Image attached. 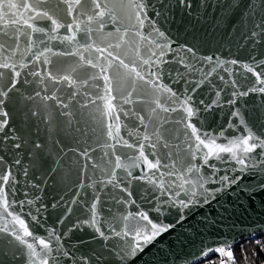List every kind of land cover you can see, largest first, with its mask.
Masks as SVG:
<instances>
[{
  "label": "water",
  "instance_id": "water-1",
  "mask_svg": "<svg viewBox=\"0 0 264 264\" xmlns=\"http://www.w3.org/2000/svg\"><path fill=\"white\" fill-rule=\"evenodd\" d=\"M12 2L19 4L20 0ZM28 2L35 4V0ZM145 2L148 19L143 27L138 24L135 9L130 6L129 0H100L101 7L107 6L106 14L102 19H93L91 22L87 21V16L94 15L91 0H82L79 6L75 5V0H69L74 5L71 14L68 12V4L63 0H43L37 5L38 12L47 11L61 23H71L73 17H76L82 28L92 29L90 40L84 38L83 32L77 33V43L59 38L50 40L48 30L52 25L47 19L29 21L44 28L43 33H33L22 22L17 25L7 23L8 17L0 20V44L4 45L0 56L11 55L10 50L18 45L19 51L13 59L19 61L21 54L30 45L32 47L31 52L23 55L28 68L20 69L17 65L22 79L28 83H18L17 90L9 93L4 105L9 123L0 132V156L4 158L0 171L10 168L15 177L14 183L4 186L10 204L8 212L20 215L35 237L50 241L53 251L48 256L49 264H84L82 257L87 258V264H198L206 258L200 255L206 247L228 248L222 243L224 240L233 242L231 247H234L264 234V195L249 200L234 187L217 193L208 203L199 198L200 203L186 210L182 221L176 209L168 208L167 205L163 206L166 209L163 216L152 211L156 207V198L162 202L172 197L174 192L180 191L176 187L182 182L178 178L180 174H183L184 179L195 181L200 175L205 178L212 176L214 171L208 166H203L199 174L186 171L192 163L202 165L199 155L193 161L189 154L188 145L194 143V138H189L190 129H185L186 113L180 107L186 90L192 95L193 106L200 109L198 115L191 118V122L201 132L218 137V144H225L227 140L246 134L245 125L256 136L264 139V93L257 91L249 92L247 96H233L234 92L261 86L256 83L255 76L242 65L251 64L256 71L264 73V35L251 36L253 31H259L254 26L264 19V0ZM13 13L16 19H20L19 13H24L25 19L36 15L23 8L13 9L9 16ZM100 23L105 25L103 29H100ZM154 27L164 32L167 40L159 38L153 31ZM53 35L63 37L71 33L62 28ZM141 35L145 38L141 39ZM169 41L171 50L163 47ZM85 43L93 46L85 50L81 47ZM117 44L118 48L115 47ZM156 44L162 47H156ZM45 48H51L53 53L76 50L78 54L48 53L51 64H43V57L41 61L33 62V54ZM96 48L107 51L101 55ZM188 48L193 49L196 58L187 52ZM108 52L112 53L111 57H108ZM81 54L84 60H81ZM117 56L126 64L135 65L145 80L137 79L134 73L130 74L129 69L115 60ZM208 56L213 57L211 63L202 59ZM149 57L151 63L145 65L143 61ZM181 58L192 66L191 69L180 62ZM217 58L226 62L236 60L238 63H225L218 67ZM88 59L101 66L112 60V67L102 74L99 67L92 68L85 63ZM158 60L163 63L157 65ZM158 67L162 72L157 83L168 85L179 99H169L168 93L145 82L155 79L148 73L156 72ZM214 67L216 71L192 93L195 83L204 79ZM225 68L230 71H225ZM73 69H76L75 72ZM0 71L6 74L5 79L0 81V85H3L7 83L10 74L7 70ZM35 71L42 73L44 84L39 82L40 77L29 74ZM46 71L56 76L70 75L77 80V84L69 86L63 81L49 80ZM104 74L112 78L111 95L115 97L112 103L116 105L112 115L105 112L104 101L98 99L105 95ZM84 80H88V83L84 84ZM129 92L133 93L130 97L132 103H124L125 99H129ZM217 93L219 102L213 104L217 100ZM53 94L55 99L46 98ZM157 99L165 107L176 110L165 112L157 108L153 112ZM233 99L235 104L228 103ZM65 104L67 107L63 106ZM207 105L212 107L205 110ZM237 110L240 115L234 116ZM116 116L119 118L116 119ZM138 116L144 117L143 124ZM241 117L244 124L240 123ZM109 126L114 135L118 127L119 137L129 143L140 142L138 135L142 139L145 133L152 137V143H156V157L168 165L167 169L161 171L174 173L163 178L167 192L161 194V190L147 180L136 179L128 183L131 177H127L124 169L115 168V156H120L122 162L128 163L127 157L136 152L109 137ZM157 129L162 137L158 143L155 135ZM185 132L189 135L186 136ZM221 132L223 136H220ZM17 144L19 148L15 146ZM108 145L115 146V155ZM84 151L88 152L90 159L82 155ZM253 155L255 160L249 163H255L257 166L252 171L259 173L264 167L261 163L264 161V152L257 149ZM149 159L154 157L150 155ZM210 163L219 169L216 176H212L213 181L221 175H232L231 169L239 167L230 159H212ZM113 170L120 184L131 191V197L121 187L103 183ZM130 170L134 177L148 174L143 164L140 168ZM156 179H160L159 173ZM93 182H96L95 188L89 186ZM205 187L213 190L220 185L210 182ZM97 195L99 203L94 210L97 224L93 226L84 222L91 221L93 217L91 205ZM121 198L124 201L135 200V204L123 203ZM180 198L187 199L183 192H180ZM13 200L15 204H12ZM21 201L25 203L21 204ZM138 208L148 211L155 222L163 220L174 227L158 236L135 257L121 261L116 253L126 248L131 236H117L115 233L124 230L123 216L128 212L135 213ZM0 213V228L5 225L8 227L7 232L0 231V264H39L36 257L29 258L27 247L11 235L13 228L22 235L20 226L11 222L12 216L4 212L2 206ZM127 224L128 229L132 230L135 221L129 219ZM96 227L104 232V237L100 236ZM49 231L54 232L53 237H49ZM55 236L60 237L59 243ZM26 239L38 245V241H33L31 237ZM64 252L69 255L65 256Z\"/></svg>",
  "mask_w": 264,
  "mask_h": 264
},
{
  "label": "snow or ice",
  "instance_id": "snow-or-ice-1",
  "mask_svg": "<svg viewBox=\"0 0 264 264\" xmlns=\"http://www.w3.org/2000/svg\"><path fill=\"white\" fill-rule=\"evenodd\" d=\"M43 0H35V4L28 2V0H20V3H14L12 0H0V20H4L5 17H8L7 23H11L13 25L20 24L21 22L28 26V28L31 29L33 33L45 32V29L42 27H37L35 24L29 23L30 20L33 19H47L51 22L52 27L48 30V36L50 40H56L61 39L62 41H72L73 43H77V33L83 32L84 38L90 40L91 39V33L92 29L89 27H81V22L76 18L73 17V20L71 23L65 24L61 23L58 19L54 17V15H50L49 12H38L37 11V5H39ZM65 4H68V12L71 14L74 11V5L69 3V0H63ZM93 6H94V15L87 16V21L91 22L93 19L100 20L105 16V9L106 5L104 7H101L100 0H91ZM130 6L135 9L136 19L140 27H143L144 22L147 17V4L145 0H129ZM184 0H181V3H183ZM82 4V0H75V5L79 6ZM23 8L27 12H34L35 16H29L27 19L24 18V13H19L20 19L15 18V13H13L11 16H9V13L12 12L13 9H19ZM96 9H99V11H95ZM7 10V11H6ZM159 15V13H157ZM113 22H115V18L113 17ZM150 24H155L154 21H149ZM100 29H103L105 25L103 23H100L99 25ZM259 31H253L251 33L252 37H257L258 35H264V19L261 20L260 23L256 24L254 26ZM62 28H66L71 35H65L63 37H58L57 35H53V33H58V31ZM119 29H117L118 31ZM153 31L156 33V35L159 38H164L167 40V37H165V33L160 31L159 28L154 27ZM151 35V33L149 34ZM145 37L141 35V39H144ZM150 43H155V41H150ZM171 42L169 41L167 44L163 45L165 48H170ZM92 44L85 43L81 45V47L85 48L87 50L88 48L92 47ZM109 47H112V45H109ZM115 47H119V44H117ZM156 47H162L159 44H156ZM4 50V45L0 44V53H2ZM11 55L8 56H0V69L7 70V72L10 74L7 83L0 85V132L4 131L5 127L8 126V112L4 110V105L6 100L9 97V93L13 92L14 90H17V84L18 83H28L27 80L22 79V73L21 71L17 70V65L19 64L20 69L28 68V64L24 62L23 55H26L28 52L32 51L31 45L26 49L25 53L21 54V58L19 61L14 60L13 58L16 57L17 52L19 51V46L17 45L16 48L11 49ZM96 51L101 53V55L104 54L106 49H100L96 48ZM188 53H191L193 58H196V54L193 52V49L188 48ZM48 53H52V55H76L78 52L76 50H73L72 52H52L51 48H45L43 51L37 52L33 54V62H39L41 61V57H43V64L48 65L51 64L52 61L47 55ZM154 55V53H153ZM161 55H163V52H161ZM112 53L108 52V57H111ZM81 60H84L83 55H80ZM99 59V58H98ZM207 60L209 63L213 61V57L208 56L206 58H202ZM115 60L119 61V64L123 66L125 69L130 70V74L134 73L135 77L140 80H145V76L141 74L140 71H138L135 67V65H128L124 62V60L120 59L119 56L115 57ZM181 63L185 64V67L191 69V65L187 64V62L181 58ZM87 65H90L92 68H100L101 73H106L109 68L112 67V60H108V63L104 66L99 65L98 63H93L91 59H88L85 61ZM143 63L145 65H149L151 63V57L149 59L144 60ZM163 63V61L158 60L157 65ZM225 63H230L232 65H236L238 61L232 60L230 62H226L223 60H220L217 58L216 65L218 67H222ZM264 63V62H262ZM242 67L249 73H252L256 78V83L261 85L259 88L253 87L247 91L244 92H234L233 96H247L249 92H260L264 93V73L256 71V68L251 64H243ZM76 69H73L72 71L75 72ZM225 71H230L228 68L224 69ZM216 68H212L211 72L207 73L204 77V79L199 80L195 83V86L192 87L191 91L192 93H195V91L205 83V80H207V77L212 74V72H215ZM161 72L162 70L157 68L156 72H149L148 74L155 77L154 80H146L145 82L152 85L154 88L162 90L163 92H166L169 94V99L177 97V93L174 92L168 85H165L163 83H157V81L161 78ZM33 77H40L39 82L41 84H44V78L42 76V73L40 71H35L29 73ZM46 77L49 80H52L54 82L63 81L66 82L69 86H75L77 84V80L73 79L70 75H63V76H56L53 75L51 71H46ZM5 71H0V81H3L5 79ZM97 77H89V79H96ZM111 76L104 74L103 80L105 81V95L102 97H98V99H101L104 101V108L105 112L108 115H112L116 109V105L112 103V101L115 99L114 96L111 95L112 88H111ZM220 79H223V77H220ZM84 84L88 83V80L83 81ZM135 83V81H133ZM190 83V82H189ZM233 84H235V81H232ZM134 91V89H133ZM132 92H129L128 96L129 99H125L124 103H132V100L130 97L132 96ZM37 96L40 95L39 92L36 93ZM75 93H73V96ZM48 99H55V94H53L52 97H46ZM219 102V93H217V100L213 101V104H217ZM235 100H230L228 103L235 104ZM193 99L192 95L188 94L187 90L184 93V98L180 103V107L183 109V111L186 113L185 120L187 121L185 123V129H190V136L189 138H194V143H190L188 145L189 154L191 157V160L195 161L197 159V156L199 155L200 159L202 160V165H197L195 163H192L190 167L186 169L188 173L196 172L201 173L203 166H208L212 169H214L212 176H216V173L219 172V169L216 168L215 164L210 163L212 159H215L217 161H225V160H234L236 165L239 167H233L231 169L232 175H221L216 179L215 181L212 180V176L205 178L203 175L199 176L198 180H189L184 179L183 174L179 175V179L182 181L180 184L176 185L180 189V191L174 192V195L170 197L169 199L165 201H160L159 198H156V207L152 209V211H155L160 216L165 215L166 209L163 207L164 205H167L168 208H174L176 209L177 213H179V220H183L184 212L186 210H190L191 207L194 205L200 203L199 198H203L204 203H208L210 198H215V195L221 191H224L226 189L235 188V190L239 193L247 197V199L252 200L254 197L262 196L264 195V167L261 168L259 173H255L252 171V169L256 168L255 163H249V161H254L255 156L253 154L257 153V149H260L262 152H264V139H261L259 136H256L250 128H246V134L239 135L234 137L233 139L227 140V143L225 144H218L216 140L218 137L211 136L206 132H201L200 129L197 128L196 124H193L191 122V118L194 116H197L200 109L193 106ZM201 104H203V101H200ZM156 108H153L152 111L156 112V109L159 108L165 112L167 111H175V108L169 109L162 105L160 101L157 99L155 101ZM64 107H67V105H63ZM212 105H207L205 107V110L211 108ZM125 115H128V113H125ZM234 116L240 115L239 111L233 113ZM119 117L116 116V119ZM138 119L141 121V123H144V117L138 116ZM240 123L244 124V120L241 117ZM231 127V125H230ZM119 128L116 129V134H113V131L111 130V126H109L108 135L109 137H112L116 140L117 144L122 143L124 146H126L129 149H134L136 154L130 157H127L128 163H124L121 160V157L116 155L115 156V168L117 169H124L127 173V177H131V180L128 181L129 184H131L132 180H147L149 184H152L155 186V188L161 190V194L168 191V188H166V184L164 181L165 175H174V173H166L164 171H161V169H167L168 165L163 164L160 158L156 157L155 149H156V143H152V137L145 133L141 137L138 135L137 139L138 143H129L127 140H123L122 137H119ZM131 135V134H130ZM155 135L157 136V143L162 139V137L159 134V130L157 129ZM185 135H189L188 132H185ZM220 136H223V132L220 133ZM17 148L20 147L19 144L15 145ZM167 147V145H164ZM107 147L113 149V155H115L114 152V145H108ZM227 154V156L223 155ZM83 156L88 157V152L84 151L82 153ZM153 156L154 159H149V156ZM90 159V157H88ZM16 163L18 164L19 161L17 160ZM264 164V161L261 162ZM4 164V158L0 156V165ZM141 164L146 165L148 174L141 175L139 177H134L132 174V171L130 169L133 168H140ZM159 173L160 179H156V175ZM15 177L12 174V171L10 168H8L6 171H0V206L4 209V212H7L9 216H12V223L18 224L20 228L23 231V234L21 235L19 232L13 228L11 235L15 237L17 241L21 245H24L28 249V255L31 259L32 257H36L39 260V264H49L48 262V256L53 251V248L51 246V243L49 240H46L44 238L35 237L33 235V232L29 230L28 225L25 223V221L21 218L20 215H14L12 212H8V208L10 207L9 201L7 199V192H5V187L10 184V182L14 183ZM214 182L216 184H219L220 187L215 188L213 190H209L205 187V184ZM95 183L89 185L90 187L95 188ZM107 184H112L114 187H121V190L125 193H127L128 197L132 196L131 191H129L128 187H124L120 184V182L116 179V172L113 170L109 174V178L107 181L103 182ZM186 185H190L191 187H185ZM180 192H183L185 197L187 199H181L180 198ZM121 202L123 203H130L135 204V200H128L124 201L123 198H121ZM16 202L13 200L12 204H15ZM21 204H24V201L20 202ZM27 203H32V201H27ZM99 203V195L96 196L95 202L91 205V209L93 210V217L91 221H85L84 223H88L90 225H96V214L95 209L96 205ZM2 215V213H0ZM33 220H35V217H32ZM129 219H132L135 221L134 228L132 230L128 229L127 221ZM123 220L125 221L124 224V230L121 232H116L115 235L117 236H124L128 237L131 236V239L128 241L127 246L125 249L121 250V252L116 253V255L119 256V259L121 261H124L128 259L129 257H135L139 252H142L144 248L150 244L152 241H154L158 236L161 234L169 231L170 228L174 227L172 224H166L163 222V220H159L158 222H155L153 218H150L149 212L145 211L141 208H138V210L135 213L128 212L127 215L123 216ZM0 231L7 232L8 227L5 225V227L0 228ZM96 231L99 232L100 236L104 237V232L100 231L99 227H96ZM49 237L54 236L53 231H49L48 233ZM26 237H31L33 241H38V245L40 246L39 252L37 251V243L29 242ZM56 242L59 243L60 237L55 236ZM107 239V237H105ZM223 244L227 245L228 248H231V244L233 242L224 240L222 241ZM210 253H219L221 257L227 256L230 259L234 260L233 252L231 250L226 251L224 247H206L201 250L200 255L202 257H208ZM65 256H68V252H64ZM81 260L84 262V264H87V258L82 257ZM209 264H214L213 261H209ZM221 264H223V261H221Z\"/></svg>",
  "mask_w": 264,
  "mask_h": 264
},
{
  "label": "trees",
  "instance_id": "trees-1",
  "mask_svg": "<svg viewBox=\"0 0 264 264\" xmlns=\"http://www.w3.org/2000/svg\"><path fill=\"white\" fill-rule=\"evenodd\" d=\"M233 250L237 264H259L264 261V234L238 243Z\"/></svg>",
  "mask_w": 264,
  "mask_h": 264
},
{
  "label": "built area",
  "instance_id": "built-area-1",
  "mask_svg": "<svg viewBox=\"0 0 264 264\" xmlns=\"http://www.w3.org/2000/svg\"><path fill=\"white\" fill-rule=\"evenodd\" d=\"M235 247H236V245L234 247H231L230 249L229 248H225L226 251L231 250L233 252L234 260L228 258L226 255L221 257V255L219 253H210L208 257L203 259L198 264H209V261H213L214 264H221V261H223V264H237L236 253L233 250ZM259 264H264V261L260 262Z\"/></svg>",
  "mask_w": 264,
  "mask_h": 264
}]
</instances>
